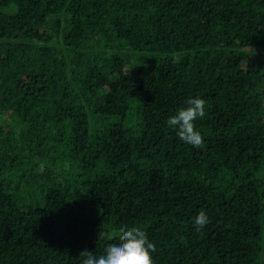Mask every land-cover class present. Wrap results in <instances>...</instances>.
I'll return each mask as SVG.
<instances>
[{"label":"trees","instance_id":"obj_1","mask_svg":"<svg viewBox=\"0 0 264 264\" xmlns=\"http://www.w3.org/2000/svg\"><path fill=\"white\" fill-rule=\"evenodd\" d=\"M197 96L202 148L166 123ZM122 227L154 264H264V0H0V264Z\"/></svg>","mask_w":264,"mask_h":264},{"label":"clouds","instance_id":"obj_2","mask_svg":"<svg viewBox=\"0 0 264 264\" xmlns=\"http://www.w3.org/2000/svg\"><path fill=\"white\" fill-rule=\"evenodd\" d=\"M185 104L186 107L179 108L166 123L176 131L179 140L194 148H202L204 140L196 130L195 121L206 115V101L197 96L188 98ZM209 222L207 213L201 210L194 218L193 226L197 232H201ZM102 236L115 242H110L99 256L85 249L80 253L84 257L82 264H154L152 253L157 250L156 245L149 241L141 228L122 227L111 233H98V239Z\"/></svg>","mask_w":264,"mask_h":264}]
</instances>
